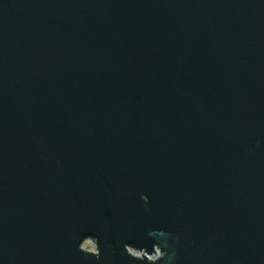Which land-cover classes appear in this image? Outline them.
<instances>
[{"label":"water","instance_id":"water-1","mask_svg":"<svg viewBox=\"0 0 264 264\" xmlns=\"http://www.w3.org/2000/svg\"><path fill=\"white\" fill-rule=\"evenodd\" d=\"M0 264H264V0H0Z\"/></svg>","mask_w":264,"mask_h":264},{"label":"clouds","instance_id":"clouds-1","mask_svg":"<svg viewBox=\"0 0 264 264\" xmlns=\"http://www.w3.org/2000/svg\"><path fill=\"white\" fill-rule=\"evenodd\" d=\"M97 258H99V257H97Z\"/></svg>","mask_w":264,"mask_h":264}]
</instances>
